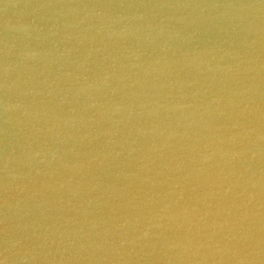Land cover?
<instances>
[{
    "label": "water",
    "instance_id": "obj_1",
    "mask_svg": "<svg viewBox=\"0 0 264 264\" xmlns=\"http://www.w3.org/2000/svg\"><path fill=\"white\" fill-rule=\"evenodd\" d=\"M0 264H264V0H0Z\"/></svg>",
    "mask_w": 264,
    "mask_h": 264
}]
</instances>
